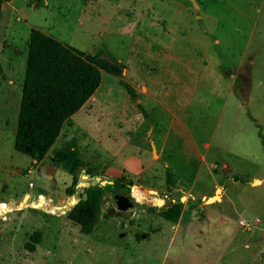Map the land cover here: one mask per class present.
Masks as SVG:
<instances>
[{
	"label": "rangeland",
	"instance_id": "374dc122",
	"mask_svg": "<svg viewBox=\"0 0 264 264\" xmlns=\"http://www.w3.org/2000/svg\"><path fill=\"white\" fill-rule=\"evenodd\" d=\"M32 29L124 67L121 78L101 72L41 162L13 147ZM71 139L95 175L67 196L71 176L40 169ZM95 178L111 184L83 235L66 213ZM124 193L131 216H107ZM0 203V264H264V0L3 4ZM168 207L175 223L159 216Z\"/></svg>",
	"mask_w": 264,
	"mask_h": 264
},
{
	"label": "trees",
	"instance_id": "16d2710c",
	"mask_svg": "<svg viewBox=\"0 0 264 264\" xmlns=\"http://www.w3.org/2000/svg\"><path fill=\"white\" fill-rule=\"evenodd\" d=\"M10 1L0 0V17L3 4ZM123 70L122 64L111 58H102L101 53L84 54L32 29L29 33L14 133V150L41 162L55 144L63 126L88 102L99 87L101 72L121 78ZM120 83L129 97L134 98L133 89L123 81ZM51 166L61 167L71 176V184L65 189L67 196L74 195L81 178L95 175L93 170L83 168L73 139L55 153ZM109 188V185H89L83 188L79 200L66 213V218L78 226L81 234L89 235L92 232L99 218L103 193ZM122 188L126 191L131 189L127 185ZM83 195L86 196L85 200ZM6 208L4 203H0V212ZM159 216L175 223L179 211L169 207L162 208ZM40 239V232L32 233L24 243V249L34 252Z\"/></svg>",
	"mask_w": 264,
	"mask_h": 264
},
{
	"label": "water",
	"instance_id": "95a60500",
	"mask_svg": "<svg viewBox=\"0 0 264 264\" xmlns=\"http://www.w3.org/2000/svg\"><path fill=\"white\" fill-rule=\"evenodd\" d=\"M150 146H151V149H152V152H153V156L155 155L154 152H155V149H154V144L152 142V140H150ZM95 181L98 182V187H104V185L107 183L108 185L111 184V182H105V181H100L99 178H95ZM78 186H85L84 183H79L77 185ZM92 186H95V185H92ZM129 187V186H127ZM141 191V190H140ZM220 189H216L215 191V194L213 197H210L206 200V202H212V201H219L220 200V197H219V193H220ZM51 200L53 203H56V198H55V195L52 193L51 194ZM86 199V196L83 195V200ZM132 197H130L128 194L124 193L123 195H116L114 196V200H115V208H109L106 212V215L107 216H110V215H116L118 216L119 218H125V217H129L131 215V208H132V205H133V201H132ZM29 202L32 203V197L29 199ZM10 204H13V203H10ZM23 206V203H20L18 205V207H22ZM45 212L47 214H51V211L49 209H45Z\"/></svg>",
	"mask_w": 264,
	"mask_h": 264
},
{
	"label": "crops",
	"instance_id": "0c3cea01",
	"mask_svg": "<svg viewBox=\"0 0 264 264\" xmlns=\"http://www.w3.org/2000/svg\"><path fill=\"white\" fill-rule=\"evenodd\" d=\"M40 165H41V163H40ZM41 170V172H52V171H56V169H55V167H53V166H50V165H48L47 167H42V169H40ZM42 196V195H41Z\"/></svg>",
	"mask_w": 264,
	"mask_h": 264
},
{
	"label": "built area",
	"instance_id": "2783aa9c",
	"mask_svg": "<svg viewBox=\"0 0 264 264\" xmlns=\"http://www.w3.org/2000/svg\"><path fill=\"white\" fill-rule=\"evenodd\" d=\"M28 196H29V195H27V197H28ZM239 225H240V226H244L245 223H244L243 221H240Z\"/></svg>",
	"mask_w": 264,
	"mask_h": 264
},
{
	"label": "flooded vegetation",
	"instance_id": "af4514ba",
	"mask_svg": "<svg viewBox=\"0 0 264 264\" xmlns=\"http://www.w3.org/2000/svg\"><path fill=\"white\" fill-rule=\"evenodd\" d=\"M131 216V215H130Z\"/></svg>",
	"mask_w": 264,
	"mask_h": 264
}]
</instances>
